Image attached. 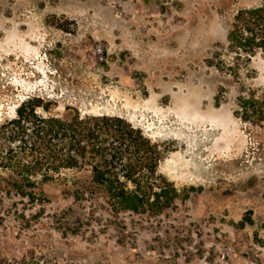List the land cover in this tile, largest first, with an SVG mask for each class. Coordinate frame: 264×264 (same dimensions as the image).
<instances>
[{
	"label": "rangeland",
	"instance_id": "1",
	"mask_svg": "<svg viewBox=\"0 0 264 264\" xmlns=\"http://www.w3.org/2000/svg\"><path fill=\"white\" fill-rule=\"evenodd\" d=\"M263 3L0 0V125L32 96L121 117L188 195L117 214L84 193L90 173L65 171L44 204L0 197V264H264V122L238 113L264 96V53L237 65L227 47L238 11Z\"/></svg>",
	"mask_w": 264,
	"mask_h": 264
},
{
	"label": "trees",
	"instance_id": "2",
	"mask_svg": "<svg viewBox=\"0 0 264 264\" xmlns=\"http://www.w3.org/2000/svg\"><path fill=\"white\" fill-rule=\"evenodd\" d=\"M227 47L237 65L264 53V3L238 11ZM229 69L222 62V70ZM53 105L43 96L29 97L15 119L0 125V197L44 204V184L65 171H86L84 193L100 195L117 214L157 215L188 198L158 174L162 151L141 129L121 117L83 116L75 108L57 114ZM238 109L244 122H264V96L241 97Z\"/></svg>",
	"mask_w": 264,
	"mask_h": 264
}]
</instances>
